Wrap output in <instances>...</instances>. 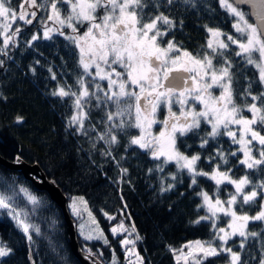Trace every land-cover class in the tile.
Listing matches in <instances>:
<instances>
[{"label": "snow or ice", "instance_id": "snow-or-ice-1", "mask_svg": "<svg viewBox=\"0 0 264 264\" xmlns=\"http://www.w3.org/2000/svg\"><path fill=\"white\" fill-rule=\"evenodd\" d=\"M166 2L171 5L174 0ZM184 3L196 6L195 0H184ZM218 4L235 19L232 28L239 35L233 36L205 25L206 47L201 45V51L193 54L172 39L166 46L162 43L176 24L168 15L159 12L155 0L152 3L150 0H20L18 10L11 0H0V37H3L0 55H8L6 50L21 31L19 26L13 29V24L22 21L32 25L41 10L47 13L41 20L42 38L52 40L54 35L63 36L78 50L79 65L83 70V75L77 79L78 91L59 87L52 93L61 99L74 98L75 114L71 116L69 126L75 127L78 134H87L84 132L88 118L85 105L95 99L98 108L114 107L106 112V131L98 135L99 140L114 145L118 138L113 129L120 132L136 129L138 134H130L129 146L150 151L151 158L160 161L159 171L174 163L178 172H187L191 177L190 187L198 184V177L214 182L215 198L206 191L198 193L203 200L201 207L208 214L194 223L210 221L214 239L219 240L221 246H213L211 241L189 242L182 249L174 250L177 264L181 260L185 264L189 261L204 264L207 258L222 253L228 254L230 264H239V253L224 245L239 236L242 238L240 247L244 248V241L259 235L248 230L250 223H264V178L254 181L250 175L252 172L264 174V0H218ZM241 5H247L250 12L241 10ZM149 7H155L157 14L147 12ZM38 39L40 36L33 34L29 45ZM232 45L239 49L234 55L242 57L258 72V80L249 81L239 94L233 87V62L226 55ZM2 66L3 61H0ZM93 68L95 71H90ZM173 73L177 75L173 76ZM84 76L91 79L85 80ZM98 81H106V87ZM254 84L259 85L258 91H254ZM174 104L178 106V112L173 110ZM162 106L167 108V114L159 119L158 110ZM125 115L129 117L127 121L123 119ZM117 119L119 123L115 122ZM21 121L22 118L17 117L16 122ZM157 124L161 127L158 134H154L152 129ZM189 134L200 136V148L222 136H227L232 145L238 147L228 152L217 149L215 156L208 157L209 164L215 161V166L210 172L204 171L198 167L199 153L187 155L177 147L178 139ZM107 154L111 155L110 152ZM229 157L236 158L244 167V175L234 177L235 165L221 168V164H230ZM19 161L17 156L16 162ZM126 172L127 169H122V173ZM172 179H177L176 175ZM0 184L4 185L0 188V212H6L31 243V232L40 235L41 230L29 222L30 212L19 208L16 198L23 194L33 206L41 202L25 187H20L17 192L16 186L6 180H0ZM222 185H231L234 189L227 200L219 198ZM81 205L96 227L89 228L85 234L86 224L80 223V234L85 240L104 239L83 197L72 198L69 204L72 215L83 219ZM256 206V214L249 215L248 209ZM220 214L228 218L224 222L226 227L218 225ZM108 219L115 217L108 216ZM111 231L116 235L128 230L121 223ZM131 231L135 232V226ZM140 239L137 235L135 240L124 238L121 241L127 264H144L135 247ZM104 244H108L107 239ZM184 249L188 251L184 252ZM11 252L12 249L0 241V258ZM91 255L88 251V256ZM112 264H117L115 254ZM259 264H264V258Z\"/></svg>", "mask_w": 264, "mask_h": 264}, {"label": "trees", "instance_id": "trees-1", "mask_svg": "<svg viewBox=\"0 0 264 264\" xmlns=\"http://www.w3.org/2000/svg\"><path fill=\"white\" fill-rule=\"evenodd\" d=\"M11 2L17 9L20 0ZM155 2L159 4V12L168 15L176 24L163 41L173 39L183 49L201 51L205 25L231 32L228 26L231 16L219 7L218 0H195V7L185 4L184 0H174L171 5L166 0ZM146 11L157 14L155 7ZM39 12L33 25L22 21L13 24V29L19 26L21 31L6 50L8 55H0V61H3L0 67V156L8 161L19 156L28 164H36L60 189L66 201L72 197L84 198L108 244H104V239L82 242L76 238V241L82 251H90L92 256L98 254L101 264H109L112 253L119 260L117 264H127L125 250L119 242L128 233L132 240L137 235L141 237L135 247L144 264H176L173 251L189 241H211L217 246L211 222L194 223L207 215L200 209L198 193L206 191L213 198L217 195L213 181L198 177V184L190 187L191 177L178 172L174 163L159 171L160 161L153 160L150 151L129 146L130 134H136L135 129L127 132L113 129L118 138L114 145L99 140L98 135L106 131V112L113 107L98 108L95 99L85 105L88 118L84 132L87 134H78L75 127L69 126L74 98L61 99L52 93L59 87L78 91L77 79L83 75L79 53L62 36L54 35L52 40L42 38L38 27L42 28L41 20L46 14L43 10ZM33 34L40 39L32 41L30 46ZM2 46L3 37H0ZM53 76L56 78L52 79ZM234 78L238 80L239 93L249 81L257 80L254 70L249 67H240ZM258 90L259 85L254 84V91ZM17 117L22 118L20 123L16 122ZM123 119L127 121L129 117L126 115ZM115 122L119 123V119ZM200 142V136L189 134L178 139L177 147L187 155L199 153L198 167L208 172L216 163L213 161L210 165L208 157L215 156L217 149L225 152L235 149L223 137L210 141L205 148H200ZM229 161V165L221 164V168L235 165L234 177L244 175L245 169L236 158L229 157ZM122 169L127 172L122 173ZM173 175L177 179L173 180ZM250 175L254 181L264 178V174L258 172ZM0 180L27 188L41 202L29 209V212L34 210L29 222L41 230L40 235L31 232V243L10 221L0 219V241L12 249L9 256L0 258V264H27L28 257L33 264H77L69 253L59 212L46 195L32 191L19 173L2 167ZM169 185H172L170 189ZM3 186L0 184V188ZM230 191H234L231 185H222L219 198L227 200ZM256 207L248 209V214L251 215ZM108 216L115 219L109 220ZM224 221L225 217L220 215L218 225H223ZM121 223L128 231L113 235L111 229ZM133 226L134 233L131 231ZM248 230L259 235L244 241V248L240 247L238 237L228 241L227 245L239 253V264H258L264 251V228L255 224ZM226 255L209 257L204 264H225Z\"/></svg>", "mask_w": 264, "mask_h": 264}, {"label": "water", "instance_id": "water-1", "mask_svg": "<svg viewBox=\"0 0 264 264\" xmlns=\"http://www.w3.org/2000/svg\"><path fill=\"white\" fill-rule=\"evenodd\" d=\"M240 7L245 9L246 12H250V8L247 5H241ZM18 9L19 5L17 7ZM175 75L177 74L173 73V76ZM0 167L19 173L21 178L28 182L32 191L43 192L48 200L57 208L64 226L69 253L77 264H93L94 261L95 264H101L92 255L89 257L88 253L82 251L79 247L76 241L75 226L67 211L65 196L53 182L45 177L44 173L36 164H28L22 160L17 163L16 158L8 161L0 156ZM27 264H33L29 257L27 258Z\"/></svg>", "mask_w": 264, "mask_h": 264}, {"label": "rangeland", "instance_id": "rangeland-1", "mask_svg": "<svg viewBox=\"0 0 264 264\" xmlns=\"http://www.w3.org/2000/svg\"><path fill=\"white\" fill-rule=\"evenodd\" d=\"M45 14L47 15L46 12H45ZM21 23H23V22H21ZM23 24H24V23H23ZM49 26H51V25L49 24ZM38 28L41 30V31L39 32L40 35L43 36V27H42V28L38 27ZM64 31H65L66 33H69V34H70V32H69L68 29H64ZM35 32H36V31L34 30L33 33H35ZM207 37H208V34H207L206 39H205V47H206V40H207ZM78 55H79V54H78ZM117 70H119V71H123L122 69H117ZM90 71L94 72L95 69H94V68H93V69H90ZM82 72H83V70H82ZM257 75H258V74H257ZM84 78H85V80H90V79H91V77H88V76H84ZM98 82L101 83L103 86L106 87V81H98ZM101 94H102V93H101ZM174 105H175V104H174ZM198 107H199V106H198ZM165 109H167V108L164 107V106H162V107L158 110V118H159V119H163V117L166 115L167 112L165 111ZM110 110H114V107H113L112 109H110ZM73 114H75V109H74ZM73 114H72V115H73ZM106 118H107V117H106ZM124 118H126V115H125ZM160 127H161V125H159V124L154 125V126H153V129H152L153 133H154V134H158V131H159ZM135 130H136V129H135ZM136 131H137L136 134H138V130H136ZM228 139H229V138H228ZM229 140H230V139H229ZM184 173H186V175H188L187 172H184ZM3 187H4V186H3ZM19 188H20V186H16V190H17V192H19ZM232 189H233V188H232ZM233 190H234V189H233ZM29 192H30V191H29ZM30 193H31L32 195H34V196L39 200V198H38L33 192H30ZM72 198H74V197H72ZM72 198H70V199L66 202V207H67V211H68L70 217L73 218L72 221L74 222L75 233H76L77 241H78V240H80V241H82V242H83V241H85V242H90V241H92V240L102 241V239L85 240L84 237L80 234V230H79V224H80V223H85V224H86L85 234H87L89 228L94 229V228L96 227V225H93V224L91 223V220H90V218H89L88 215H87V212H83V206H82V205H81L80 207H81V210H82V217H83V219L81 220V219H79V218H77V217H74V216L72 215L71 209L69 208V204L72 202ZM75 198H78V197H75ZM16 199H17V205H18V207H19V208H23V209L26 210V211H29V209L31 208V206H33V205H31V204L28 203V201H27L26 198L23 196V194H19V195L17 196ZM198 201H199L200 209H201L202 211H205L206 214H208L207 211H206V209L203 208V207H201L202 204H203V200H202L201 196H199V195H198ZM256 211H258V206L254 209V212H253L251 215H255V214H256ZM31 213H32V211L30 212V215H31ZM220 215H222V214H220ZM3 218H4V219H7L8 221H10V222L12 223V225L14 226V228H15L19 233H21V234L24 236L23 232H22V231L16 226L15 222L11 219V217L7 216L6 212H0V219H3ZM227 219H228V218L225 217V221H227ZM225 221H224V222H225ZM255 224H256V225L259 224V227L261 226L262 228H264V223H262V222H253V223H250L249 227H250L251 225H255ZM221 226L226 227V223H224V224L221 225ZM119 233H122V232H118V234H119ZM213 234H214V232H213ZM24 237H25V236H24ZM124 237H126V238L129 237L128 239H131L129 233L126 234ZM236 237H238V238H237V241H238L239 239L242 240L241 237H239V236H236ZM234 238H235V237H233V238L230 239L229 241L233 240ZM123 239H124V238H123ZM123 239H121L120 242H119V246L122 247V248H124V247L122 246V244H121V241H122ZM241 240H239L240 243H241ZM189 242H193V241H189ZM189 242H185V243H183L178 249H182L183 246H184L185 244L189 243ZM215 242H216L217 246H221V242H220L219 240L215 239ZM83 245H84V244H82V247H83ZM224 246H225V247H226V246L229 247L230 245H224ZM231 246H233V245H231ZM83 249H85V248H83ZM85 250H87V249H85ZM176 250H177V249H176ZM187 251H188L187 249H184V252H187ZM85 252L88 253V251H85ZM263 253H264V251H263ZM113 254H114V253H112V255H111V259H110V261H109V264H112ZM177 254H178V253H177ZM226 256H227V262H226L225 264H230V257L228 256V254H227ZM93 257H94L95 259H97V257H99V255H98V254H96V255L94 254ZM115 257H116V255H115ZM262 258H264V257H262ZM124 259H126V254H125V258H124ZM133 259H134V257H133ZM173 259H174L175 263L177 264V261H176L175 255H174V251H173ZM97 260H98V259H97ZM118 261H119V260H118L117 257H116V262L118 263ZM179 264H185V262H184L183 260H181V261L179 262ZM189 264H191V261H189ZM258 264H259V263H258Z\"/></svg>", "mask_w": 264, "mask_h": 264}, {"label": "flooded vegetation", "instance_id": "flooded-vegetation-1", "mask_svg": "<svg viewBox=\"0 0 264 264\" xmlns=\"http://www.w3.org/2000/svg\"><path fill=\"white\" fill-rule=\"evenodd\" d=\"M20 3V2H19ZM19 5V4H18ZM18 7V6H17ZM176 7V6H175ZM174 7V8H175ZM241 10H243V11H245L246 12V10L245 9H242L241 8ZM247 13V12H246ZM39 14H40V12H38L37 13V18H38V16H39ZM36 20H34L33 21V23L35 22ZM235 22V19L231 16V21H230V23H229V25L228 26H230V31L231 32H229V31H227V30H225V31H227L228 33L227 34H231L233 31V33L231 34V35H233V36H238L239 34H237L236 32H235V30L232 28V24ZM33 25V24H32ZM228 26H227V28H228ZM219 30H221V31H223V29H219ZM225 33V32H224ZM204 35H205V39H206V36H207V32H206V30H204ZM63 37V36H62ZM170 38H168V39H166L165 41H163L162 43L166 46V43H167V41L169 40ZM205 39H204V42H203V45H205ZM173 40V39H172ZM174 42H175V40H174ZM176 43V42H175ZM191 49V48H190ZM77 50V49H76ZM195 50L196 49H193L192 51H194V52H191V51H189V52H191V53H193V54H195V53H197V52H195ZM239 49L238 48H236V46L235 45H232L231 46V48H230V50L228 51V53L226 54L231 60H232V62H233V68H232V72L234 73V74H236V73H238V71H239V68L240 67H243V68H245V67H249V68H251L252 70H254V72H255V74H256V77H257V80H258V72H257V70L253 67V66H251V65H248L246 62H245V60L242 58V57H236L235 55H234V52L235 51H238ZM78 51V50H77ZM258 55V54H257ZM237 82H238V80L237 79H235L234 77H233V87H234V89L236 90V92H237V94H239V92L237 91L238 90V85H237ZM243 88H244V86H243ZM217 93H218V89L217 90H215ZM237 101L239 102V95H237ZM194 103V102H193ZM197 108H199L198 106H197ZM173 110L174 111H179V109H178V106L177 105H173ZM165 111L167 112V109H165ZM167 114V113H166ZM245 115H250V114H247V113H245ZM203 127L204 128H208L209 126L208 125H203ZM224 139H226L227 140V142H229L230 144H232L231 143V140H229L228 139V137L227 136H222ZM235 148H237L238 146L237 145H233ZM239 155V154H238Z\"/></svg>", "mask_w": 264, "mask_h": 264}]
</instances>
